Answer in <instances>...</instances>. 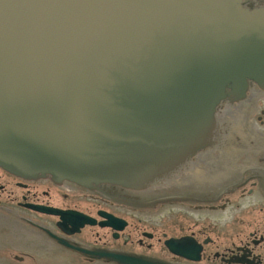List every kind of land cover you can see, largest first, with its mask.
Listing matches in <instances>:
<instances>
[{
	"label": "water",
	"instance_id": "1",
	"mask_svg": "<svg viewBox=\"0 0 264 264\" xmlns=\"http://www.w3.org/2000/svg\"><path fill=\"white\" fill-rule=\"evenodd\" d=\"M253 83L264 88V4L0 0V167L91 190H149L211 143L220 104L239 101ZM82 216L74 228L94 222ZM166 244L191 256V246L177 250L183 241ZM87 252L117 264H171ZM0 254V264H18ZM32 256L59 264L63 255Z\"/></svg>",
	"mask_w": 264,
	"mask_h": 264
},
{
	"label": "flooded vegetation",
	"instance_id": "2",
	"mask_svg": "<svg viewBox=\"0 0 264 264\" xmlns=\"http://www.w3.org/2000/svg\"><path fill=\"white\" fill-rule=\"evenodd\" d=\"M216 117L211 143L149 190H91L69 181L25 179L0 167V252L20 263L32 255H63L59 264H117L87 252L109 249L171 264H264V88L253 83L239 101H223ZM166 194L171 201L154 202ZM85 201L102 205L87 210L80 207ZM161 205L168 211L157 209ZM38 207L77 215L64 219ZM82 214L94 222L78 230ZM170 239L185 243L178 251L191 246V256L171 250Z\"/></svg>",
	"mask_w": 264,
	"mask_h": 264
},
{
	"label": "rangeland",
	"instance_id": "3",
	"mask_svg": "<svg viewBox=\"0 0 264 264\" xmlns=\"http://www.w3.org/2000/svg\"><path fill=\"white\" fill-rule=\"evenodd\" d=\"M80 207L81 208H83V209H94L95 210V208H99L100 207V205L99 204H95V203H91V202H88V201H85V202H82L81 204H80ZM171 219V217L169 216V215H167V219H165V220H170ZM131 222H135V224L137 223V217H131ZM99 232H100V234L102 235V236H104V235H108V237H109V235H110V233L108 232V230L106 231V230H101V229H97ZM97 230H92V231H89V232H92V234L95 236V232L97 231ZM12 257H13V255H11ZM13 259H14V257H13ZM15 260V259H14ZM18 264H39V262L38 261H35V260H31V259H26L25 260V262H23V263H20L19 261L17 262Z\"/></svg>",
	"mask_w": 264,
	"mask_h": 264
}]
</instances>
